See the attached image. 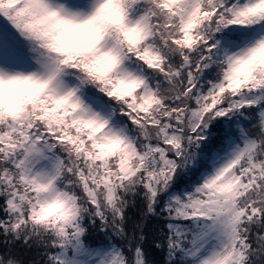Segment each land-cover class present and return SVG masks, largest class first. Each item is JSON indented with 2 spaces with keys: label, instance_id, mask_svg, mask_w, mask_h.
<instances>
[{
  "label": "snow or ice",
  "instance_id": "6c2138e0",
  "mask_svg": "<svg viewBox=\"0 0 264 264\" xmlns=\"http://www.w3.org/2000/svg\"><path fill=\"white\" fill-rule=\"evenodd\" d=\"M153 219L264 264V0H0V264H157Z\"/></svg>",
  "mask_w": 264,
  "mask_h": 264
},
{
  "label": "trees",
  "instance_id": "16d2710c",
  "mask_svg": "<svg viewBox=\"0 0 264 264\" xmlns=\"http://www.w3.org/2000/svg\"><path fill=\"white\" fill-rule=\"evenodd\" d=\"M142 205L143 202L140 201L138 203V206L142 207ZM129 211L130 214L134 216L139 215L138 212H133L131 209ZM155 226H156V221L154 219L150 220L146 228V232L148 235V243L145 245V247L148 251L149 259L156 261L157 264H160V262L163 260V253L152 246V238H153V233L155 231ZM6 250H7L6 246L0 245V252ZM41 251H42L41 249H38L36 247H28L27 245H24L22 242L19 241L12 247L13 255H15L19 259H22L24 261V264H30V262H34V261H38L39 264H44V257L40 256Z\"/></svg>",
  "mask_w": 264,
  "mask_h": 264
}]
</instances>
